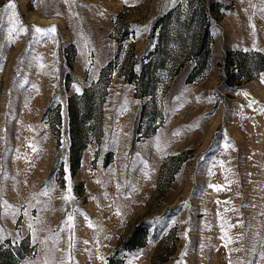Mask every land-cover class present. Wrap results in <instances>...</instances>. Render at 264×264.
<instances>
[{
  "label": "rangeland",
  "instance_id": "obj_1",
  "mask_svg": "<svg viewBox=\"0 0 264 264\" xmlns=\"http://www.w3.org/2000/svg\"><path fill=\"white\" fill-rule=\"evenodd\" d=\"M0 264H264V0H0Z\"/></svg>",
  "mask_w": 264,
  "mask_h": 264
},
{
  "label": "trees",
  "instance_id": "obj_2",
  "mask_svg": "<svg viewBox=\"0 0 264 264\" xmlns=\"http://www.w3.org/2000/svg\"><path fill=\"white\" fill-rule=\"evenodd\" d=\"M202 57H206V53L205 54H197V58L201 61V58ZM137 83V82H136ZM138 84H139V82H138ZM84 105H87V103H85ZM85 112H86V114H87V111H86V108H85ZM85 120L87 119V118H84ZM139 238V234H135V232H134V234L132 233V235H131V237L128 239V242H131L132 243V245H135V242H138V239ZM140 239V238H139ZM142 239V238H141ZM140 242V241H139ZM131 247V246H130Z\"/></svg>",
  "mask_w": 264,
  "mask_h": 264
},
{
  "label": "snow or ice",
  "instance_id": "obj_3",
  "mask_svg": "<svg viewBox=\"0 0 264 264\" xmlns=\"http://www.w3.org/2000/svg\"><path fill=\"white\" fill-rule=\"evenodd\" d=\"M8 7L9 8H15V4L14 3H10L9 5H8ZM36 31L37 32H45V31H52V32H54L55 31V28L54 27H52L51 29H48V30H44V29H40V28H36ZM46 194V193H45ZM66 199H67V197H66ZM69 220H71L72 218L71 217H69L68 218ZM29 227H31V225H29Z\"/></svg>",
  "mask_w": 264,
  "mask_h": 264
}]
</instances>
